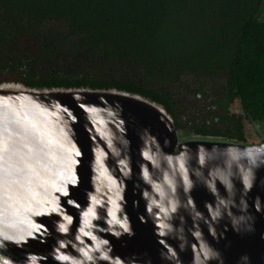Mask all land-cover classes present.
Returning <instances> with one entry per match:
<instances>
[{"label":"water","instance_id":"1","mask_svg":"<svg viewBox=\"0 0 264 264\" xmlns=\"http://www.w3.org/2000/svg\"><path fill=\"white\" fill-rule=\"evenodd\" d=\"M193 135L158 102L0 82V264H264V132Z\"/></svg>","mask_w":264,"mask_h":264},{"label":"trees","instance_id":"2","mask_svg":"<svg viewBox=\"0 0 264 264\" xmlns=\"http://www.w3.org/2000/svg\"><path fill=\"white\" fill-rule=\"evenodd\" d=\"M188 76L225 79L264 126V0H0V82L115 87L178 125L173 87ZM195 129L246 141L240 119Z\"/></svg>","mask_w":264,"mask_h":264},{"label":"flooded vegetation","instance_id":"3","mask_svg":"<svg viewBox=\"0 0 264 264\" xmlns=\"http://www.w3.org/2000/svg\"><path fill=\"white\" fill-rule=\"evenodd\" d=\"M183 82H179L178 89L183 93H175L179 99L177 109L178 129L186 130L193 135H201L210 138H229L240 140L237 137L226 135L214 136L203 135L196 132L197 124L207 128H227L232 127L235 120H242L243 133L247 142L259 140V133L264 132V126H259L251 122L242 110L239 98L232 96L225 79H207L186 77ZM188 80V81H187ZM175 88V86L173 87ZM231 96L233 100L231 101ZM256 135V136H255Z\"/></svg>","mask_w":264,"mask_h":264},{"label":"rangeland","instance_id":"4","mask_svg":"<svg viewBox=\"0 0 264 264\" xmlns=\"http://www.w3.org/2000/svg\"><path fill=\"white\" fill-rule=\"evenodd\" d=\"M61 68H63V67H61ZM75 68H76V67H70V68L68 69V71L73 72V71H75ZM186 79H187V78H186ZM187 81H188V80H187ZM177 87H178V86H175V88H173V92H174V93H177V94H178V92H179V93H183V92H182L183 90H181L180 88L178 89ZM261 126H263V125H261ZM255 136H256V135H255Z\"/></svg>","mask_w":264,"mask_h":264}]
</instances>
